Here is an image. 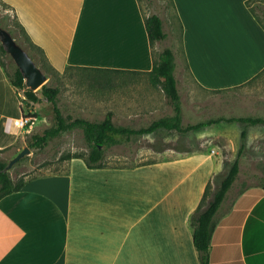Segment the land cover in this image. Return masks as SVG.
<instances>
[{
	"label": "crops",
	"instance_id": "0c3cea01",
	"mask_svg": "<svg viewBox=\"0 0 264 264\" xmlns=\"http://www.w3.org/2000/svg\"><path fill=\"white\" fill-rule=\"evenodd\" d=\"M3 1L60 73L72 66L150 72L153 50L169 42L184 126L204 111L202 93L215 101L264 74V24L248 0H172L169 27L161 16L167 38L154 49L139 0ZM120 89L118 126L146 128L136 125L174 115L159 86ZM23 101L0 58V150L36 134L37 104L28 109ZM247 106V116L264 119V97ZM23 112L38 116L32 127H19ZM245 125L239 140L217 135L229 150L218 142L205 148L208 138L200 135L193 146L188 133L179 134L165 149L147 143L146 151L165 153L153 162L91 169L76 158L67 173L28 180L0 200V264H201L191 220L209 181L219 188L213 177L226 152L239 165L262 167L239 173L227 193L215 216L209 264H264V123Z\"/></svg>",
	"mask_w": 264,
	"mask_h": 264
},
{
	"label": "rangeland",
	"instance_id": "374dc122",
	"mask_svg": "<svg viewBox=\"0 0 264 264\" xmlns=\"http://www.w3.org/2000/svg\"><path fill=\"white\" fill-rule=\"evenodd\" d=\"M4 3L3 0H0V26L1 24L5 25L15 22V10ZM250 6L254 10L257 18L264 24V1L253 0ZM142 7L147 15L152 13L160 14L167 25L171 24L170 21L172 22L174 18L175 11L168 0H153L152 3H150L149 0H142ZM179 34L180 32L176 29L177 38ZM168 44L169 42L167 41L162 42L160 44V49L163 50ZM0 45H2L1 41ZM156 49L159 48L156 46ZM156 49L154 50L158 56L161 50L159 51ZM0 58L7 65L9 73H11L13 66H16L12 57L8 54V56L3 55ZM48 78L47 85L59 87L61 90L58 97V107L65 117L69 115L74 118H83L100 122L105 119L106 114L110 111L114 112L116 116L118 115L120 106L117 100L124 97L122 93L124 89H120L122 86L114 90L107 89L105 91H100L93 88L91 81L80 79L76 75H72L71 78L67 76L61 78L50 75ZM138 83H149V79L147 76H144ZM21 93L24 95V91H21ZM37 93L41 97V100L35 105V109L39 114V119L35 125V133L42 134L44 128L47 129L56 124V115L53 105L41 94L40 89ZM201 96V98L207 101V104L203 107L204 111L200 113L201 115L197 117L198 119H192V121H190L191 124H197L196 122L200 120L201 121L198 123L220 118L249 117V115L247 116V110L249 109L247 105L249 100H258L264 97V74L247 85L234 89L233 91L222 92L220 94V99L216 98L218 100L210 102L209 99L212 95L208 93H202ZM24 99H26L25 96ZM159 115H165V113H159ZM165 116L170 115L168 113V115ZM152 120L153 119L149 122L144 121L141 125L138 124L136 126L148 127L153 122ZM115 124L118 125L117 122ZM245 126L244 123L240 122L222 121L218 124L191 131L188 133V136L193 140L194 144H191L193 146H197L196 137L200 135L208 138V141L204 144L205 148L211 149L215 146L214 144L218 142L226 146L227 150H229L230 144L219 137L217 138V135L225 133L227 136L230 135L233 140H239L240 132ZM260 132L261 131H259V134ZM179 134L180 133L177 131L161 129L151 135H135L130 143L126 142L121 145L115 144L106 147L104 163L105 165L125 166L153 162L157 158L164 156L165 153L159 155L146 151L145 149L149 148L147 143L151 142L153 145L158 146V148L165 149V142L175 140L176 135ZM31 143V136H28L23 142L10 148L7 152L0 154V158L10 162L25 147L30 149L31 153L25 155L9 170L12 178L16 181L21 178L31 180L50 174L67 173L69 172L71 160H65V156L70 153H78L82 154L85 160L90 151V147L80 128L62 134L43 148H33ZM235 160L236 154L224 153L222 156L221 170L213 177V181L217 186H219V184H221L220 182L228 175L231 165ZM261 167L262 165H244V162L243 165H241L240 162V173L250 176L254 168L261 169Z\"/></svg>",
	"mask_w": 264,
	"mask_h": 264
},
{
	"label": "trees",
	"instance_id": "16d2710c",
	"mask_svg": "<svg viewBox=\"0 0 264 264\" xmlns=\"http://www.w3.org/2000/svg\"><path fill=\"white\" fill-rule=\"evenodd\" d=\"M149 1L150 3L153 2V0ZM251 1L253 0H248L247 4L253 14H255L254 10L250 6ZM139 2H141V8L145 16V25L150 44L154 49L158 42H161L167 38V34L164 30V22L161 15L158 13L147 15L142 7V0H139ZM169 2L172 6H174L172 0H169ZM4 4L10 6L7 3ZM259 21L261 22V20ZM1 26L7 29L14 36L17 42L28 51L37 65L48 77L50 75H54L61 78L66 76L71 78L72 75H76L80 79L91 81L93 88L96 90L105 91L107 89H118L124 84L128 85L138 82L140 79L144 78V76H147L149 82L152 85L159 86L163 89L169 103L174 109L173 116L160 118L155 120L148 127L140 129H132L129 127L116 125L113 120L114 113L112 111L108 112L105 116V119L100 122L90 121L83 118H74L69 115L65 117L58 107V97L61 93L60 88L51 87L46 84L40 89V92L47 99V101L53 105L56 115V124L45 129L42 134H34L31 136V146L33 148H43L62 134L80 128L83 131L88 146L90 147L88 156L85 158L87 166L91 169L102 168L105 166V148L118 144L120 140H129L133 135L153 134L161 129L177 131L180 134H187L191 131L218 124L222 121H235L244 124L264 123V119L262 118L233 117L228 119H212L207 122L184 126L181 96L175 76V70L177 66L176 57L174 51L171 48H165L158 54V56L153 50L154 66L150 72L72 66L68 67L64 73H60L51 65L44 50L33 42L25 27L21 24L17 14H15L14 23H7L5 25L1 24ZM3 55L8 56L3 45H0V57ZM10 79L16 89L19 91H24V96L26 99H24L23 104L26 103L28 109L34 104H38L40 102L41 97L37 92L27 88L24 76L17 66H13L12 72L10 73ZM23 115H31L35 119L38 117L37 115L31 113L26 114L24 112ZM10 148L0 150V154L7 152ZM76 158L83 159L84 156L78 153H70L64 157L65 160L69 161ZM8 164L9 162L0 158V200L12 193L20 191L28 181L25 178H21L17 181L14 180L9 171H6ZM239 173L240 165L239 159H237L231 165L228 175L222 180L217 190L213 188V182L211 179L205 189L203 198L197 210L192 216L191 222L194 228V244L199 253L201 264H209V249L215 227V216L223 201L225 200L227 193L235 183Z\"/></svg>",
	"mask_w": 264,
	"mask_h": 264
},
{
	"label": "water",
	"instance_id": "95a60500",
	"mask_svg": "<svg viewBox=\"0 0 264 264\" xmlns=\"http://www.w3.org/2000/svg\"><path fill=\"white\" fill-rule=\"evenodd\" d=\"M0 41L6 52L12 57L16 66L22 72L27 88L37 92L47 84L49 80L48 76L37 65L28 51L17 42L14 36L7 29L2 26H0ZM30 153V149L25 147L9 162L6 171H9L15 163Z\"/></svg>",
	"mask_w": 264,
	"mask_h": 264
},
{
	"label": "built area",
	"instance_id": "2783aa9c",
	"mask_svg": "<svg viewBox=\"0 0 264 264\" xmlns=\"http://www.w3.org/2000/svg\"><path fill=\"white\" fill-rule=\"evenodd\" d=\"M35 118H33L31 115H23V117L19 120L18 125L21 128H29L32 127L33 124L35 123ZM9 124L7 127H9Z\"/></svg>",
	"mask_w": 264,
	"mask_h": 264
}]
</instances>
